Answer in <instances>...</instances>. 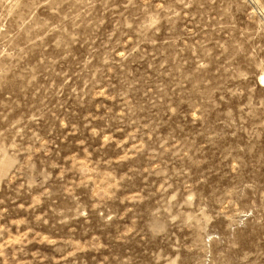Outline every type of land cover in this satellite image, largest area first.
Here are the masks:
<instances>
[{"label":"rangeland","instance_id":"374dc122","mask_svg":"<svg viewBox=\"0 0 264 264\" xmlns=\"http://www.w3.org/2000/svg\"><path fill=\"white\" fill-rule=\"evenodd\" d=\"M264 0H0V264H264Z\"/></svg>","mask_w":264,"mask_h":264},{"label":"bare ground","instance_id":"6f19581e","mask_svg":"<svg viewBox=\"0 0 264 264\" xmlns=\"http://www.w3.org/2000/svg\"><path fill=\"white\" fill-rule=\"evenodd\" d=\"M260 85L264 87V73L260 76Z\"/></svg>","mask_w":264,"mask_h":264}]
</instances>
